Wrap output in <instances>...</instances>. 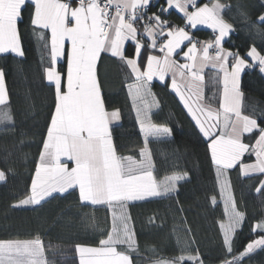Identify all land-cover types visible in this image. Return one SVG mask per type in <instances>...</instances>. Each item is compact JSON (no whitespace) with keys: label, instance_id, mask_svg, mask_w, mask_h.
<instances>
[{"label":"snow or ice","instance_id":"snow-or-ice-1","mask_svg":"<svg viewBox=\"0 0 264 264\" xmlns=\"http://www.w3.org/2000/svg\"><path fill=\"white\" fill-rule=\"evenodd\" d=\"M166 3L169 8L179 9L193 28L197 24H209L218 32L214 41L204 42L198 49L197 44L200 42L193 41L183 27L173 28L155 13L148 17L144 31L139 32L138 24L144 20L151 6L150 0H76L75 6L73 0H0V54L12 53L24 57L21 25L25 29L31 26L33 29L51 30L50 64L43 69V74L49 84L54 85V108L50 113L47 135L31 180L30 194L12 207L40 206L47 198H53L54 193H66L78 187L79 199L83 202L107 204L109 207L115 203L123 208L130 201L168 196L176 192L178 182L187 177L188 174L183 173L166 177L160 182L156 180L153 175L155 165L147 146L148 139L170 136L172 129L152 124L147 115L141 118L139 110L137 120L144 135V147L139 151L140 159L117 155L110 125L120 119V111L117 109L109 112L105 107L97 76V63L102 53H111L112 57L118 58L136 75L137 83L130 86L134 107L137 99L143 101L146 95H150L147 82L154 75L163 80L166 73L173 74L172 88L180 95L199 131L210 139L208 149L217 169L218 180L226 170L237 166L238 162L240 173L244 176L264 174V108L258 112L261 118L259 122L257 118L241 112L244 98L240 87L241 73L246 68H252L253 64L238 51L231 52L222 47V41L233 31V26L223 19L221 11L231 6L222 5L218 0L211 6L204 4L199 7L196 6V0H166ZM190 4L194 11H188ZM261 8H264V3ZM167 11L161 7V14ZM241 14L248 19L246 12ZM151 21L156 22L154 26ZM252 23L264 25V12ZM166 28L167 39L159 49L164 53L163 58L148 54L145 65L144 52L157 47V37L165 36ZM259 31L264 35V29ZM145 35L150 38V44L142 43ZM41 39L47 41L43 34ZM129 39L135 42V58L126 55L124 42ZM65 40L70 41L67 50ZM184 41L191 44L188 51L184 52V57L192 61L190 64H179L171 58ZM47 47L45 43L44 48ZM211 48L215 49L214 55L209 54ZM61 56H66L65 72L56 68ZM246 56L258 62L259 71L264 74V55L257 51L255 45L250 47ZM229 57H232L230 65ZM209 63L223 72V95L219 108L201 105L194 109L189 102L191 97H185L175 76L179 73L187 80L186 72L190 74L187 87L190 92L195 89L193 94L198 101H202L200 85L204 78L200 72ZM142 66L146 68L145 71L140 70ZM5 76V71L0 69V105L8 102ZM260 103L258 101L253 105L254 113ZM148 107L150 105L145 104V108ZM10 120V113L0 109V121ZM245 133L250 134V138L255 137L254 144L243 142ZM248 152L254 153L256 160L251 164H243L241 158ZM61 157L74 162V166L69 168ZM5 180L6 172L0 170V181ZM229 187L230 182L225 179L221 194ZM256 192H264V180L260 181ZM212 201L215 203V197H212ZM226 205L228 219L220 222V229L224 249L231 259H223L222 264H241L244 258L257 249L264 250V219L251 228L258 238L250 240L243 251L236 255L233 249L234 236L245 217L237 211L230 192ZM129 220L126 214L114 217L112 230L107 239L100 241L99 247L77 244L75 250L79 254V264H133L128 253L138 249ZM120 245H127V252L118 251ZM185 259L203 264L198 255L158 258L153 264H183ZM0 264H47L43 242L38 237L24 241L0 240Z\"/></svg>","mask_w":264,"mask_h":264},{"label":"trees","instance_id":"trees-1","mask_svg":"<svg viewBox=\"0 0 264 264\" xmlns=\"http://www.w3.org/2000/svg\"><path fill=\"white\" fill-rule=\"evenodd\" d=\"M206 1L200 0L199 4ZM218 1L231 6L223 9V17L234 27L224 46L242 56H246L253 45L264 53V35L259 31L264 29V25L252 23L264 12L261 8L264 0ZM150 5L144 20L140 21V32H143L148 17L155 13L173 28H188L194 39L214 37V32L209 30L191 29L185 17L168 8L166 0H153ZM161 7L168 11L161 14ZM242 12L247 13L248 19ZM153 23L156 22L151 21ZM21 29L24 57L0 54V69L6 73L8 88V102L0 105V109L8 111L11 116L8 122L0 121V170L6 172V180L0 181V240H32L38 237L43 242L47 264H79L75 246H98L101 240L107 239L114 221L111 207L81 201L78 188L54 193L53 198H47L40 206L12 207L30 194L31 180L54 108V85H50L43 74V69L50 64V32L31 26L25 29L23 25ZM164 31L161 41L167 37L168 29ZM41 34L47 37V41L41 39ZM45 43L47 49L44 48ZM159 49L157 45L155 49L149 48L144 52V64L147 55L160 53ZM125 50L128 57L134 56V43H128ZM97 74L106 109H118L121 114V122L111 129L117 154L140 159L144 135L128 87L136 81L131 69L118 58L103 53ZM204 81L206 102L219 107L223 94L221 72L208 69ZM147 84L157 103L150 114L151 121L172 129L170 136L149 142L155 164L154 174L157 179L175 174L188 175L178 182L177 191L168 196L126 204L138 249L128 254L133 264H152L158 258L197 255L203 264H222L223 259H231L224 249L220 229V222L226 219L222 184L225 179L230 182L236 209L245 217L233 241L234 254L238 255L250 240L258 238L251 228L264 219V192H256L264 174L244 176L238 164L226 170L218 180L208 149L210 141L199 131L169 82L156 80ZM240 87L244 94L242 113L257 118L259 122L258 112L264 108V74L258 65L244 71ZM258 101L261 103L254 113L253 105ZM244 140L251 144L255 137L250 138V134H246ZM252 157L248 154L243 160H251ZM212 197H215V203ZM118 251L127 252V245L118 246ZM183 264H195V261L185 259ZM241 264H264V250L257 249Z\"/></svg>","mask_w":264,"mask_h":264},{"label":"crops","instance_id":"crops-1","mask_svg":"<svg viewBox=\"0 0 264 264\" xmlns=\"http://www.w3.org/2000/svg\"><path fill=\"white\" fill-rule=\"evenodd\" d=\"M152 1H153V0H150V4H151ZM199 1H200V0H196V6H197V7H199V6H203L204 4H208L209 6H211L212 3H216V2H217V0H208V1L204 2V3H202V4H199ZM62 2H66V0H62ZM218 2H219V1H218ZM219 3H220V2H219ZM220 4H221V3H220ZM75 5H76V4H73V6H75ZM168 8H169V6H168ZM172 9H174L177 13H179L180 15H182V16L184 17V14H183L182 12H180L179 9H176L175 7H172ZM194 10H195V9L193 8V6H192L191 4L188 5V11L191 12V11H194ZM221 16L223 17V10L221 11ZM185 19H186V18H185ZM223 19H224L227 23H229L224 17H223ZM186 23H187V21H186ZM229 24H230V23H229ZM152 25L154 26L155 23H153ZM187 25H188L191 29H205V30H209V31L215 33L214 37H212V38L197 40V39H194V38H193V35H192L191 31H190L188 28L183 27V28L185 29V31H187V32L189 33V36L193 38V41H199V42H200V43L197 44V48H198V49L201 47V45H202L204 42H211V41H214L215 36L218 34V32H217V31H214L213 28H212L209 24H197V25L195 26V28H193V27L191 26V24H189V23H187ZM175 28H177V27H175ZM48 31L50 32V38H51V30L48 29ZM143 31H144V30H143ZM139 32H140V30H139ZM233 32H234V27H233V31H231V32L229 33V35H228L227 37H225L224 41H222V47H223L225 50H228V51H231V52H234V51L231 50V49H229V48H227V47H225V46H224V43H225V41L229 38V36H230ZM145 37L147 38L148 41H150V38H149V37H147L146 35H145ZM138 38H139V33H138ZM166 39H167V37H166L163 41H161V37L158 36V37H157V45L160 46V43L163 44V43L166 41ZM128 43H134V44H135V42L132 41L131 39L126 40V41L124 42L125 49H126V46H127ZM50 46H51V44H50ZM189 47H191V44H190L188 41H184V42L181 44L180 48L177 49L176 52H174V53L172 54V57H171V58L174 59V60H176L179 64H186V63H189V64H190V63H192L191 60H189V59H187V58L184 57V52H187ZM69 48H70V41L65 40V49L67 50V49H69ZM142 51H143V50H142ZM257 51L260 52L258 49H257ZM177 53H179V55H177ZM260 53H261V52H260ZM102 54H103V53H102ZM102 54H101V55H102ZM107 54H111V53H107ZM150 54H151V55H155V56H159V57H161V58H163V56H164V53H163V52H160V53H150ZM209 54H210V55H214V54H215V52H212V48L209 49ZM198 55H199V53H198ZM261 55H264V53H261ZM241 56H242V55H241ZM242 57H244L245 59H247V60L249 61L250 64H253V66L258 65V62H253V61L251 60L250 57H247V56H242ZM129 58H135V55L132 56V57H129ZM98 62H99V61H98ZM231 62H232V57H229V65L231 64ZM145 65H146V64H145ZM66 66H67L66 56H61V57H59L58 60H57V63H56V68H57V70H58V71H61V72H65V71H66ZM97 67H98V63H97ZM208 69H214V70H218V71H220V72H221V75H222V84H223V72H222L219 68H214V67H212L211 63H209L207 66H205V67L202 69V71L200 72V74L203 76V78H204V74H205V72H206ZM246 69H248V68H246ZM246 69H245V70H246ZM140 70H141V71H145L146 68L144 67L143 69L141 68ZM229 70H230V67H229ZM245 70H244V71H245ZM243 73H244V72L241 73V77H242V74H243ZM133 75H134L136 81H134L133 83H131V84L128 86V87H129V91H130V86H134V85L137 83V77H136V75H135L134 73H133ZM97 76H98V74H97ZM186 77H187V80H190V79H191L190 74H188L187 72H186ZM175 79H176L177 85L180 87V89H181V91L184 93L185 97H186V98H187V97H191V99H190L189 102L192 104V106H193L194 109H196L197 107H200L201 105H210L209 103L206 102L205 97H204V87H205V81H204V79H203V81L201 82V85H200V87H201V89H202V95H203V100H202V101H198V100H197V97L193 94V92L195 91V89H193L191 92L189 91V89H188V87H187V80H186L185 78H182V77L179 75V73L176 74ZM156 80L161 81V82H166V81H168L169 84H170V88H171V90L176 94V96L178 97V99L180 100V102L182 103V105L184 106V102L180 99V95L177 94V92L175 91V89L172 88L173 74H172L171 72L166 73V74H165V77H164L163 80H161L160 77H159L158 75H154V76L152 77V79H151L150 81H148V82H153V81H156ZM148 82H147V83H148ZM240 85H241V78H240ZM148 89H149V87H148ZM149 91H150V95H146L143 101H140L139 99H137V100L135 101V107H136V112H138V110L140 111L141 118H143L145 115H147L148 118H149V120H150V122H151L150 114H151V112L153 111V109L156 108L157 103H156V100H155L154 96L152 95L150 89H149ZM133 92H134V89H133ZM222 95H223V94H222ZM131 96H132V99H133V95H132V94H131ZM133 100H134V99H133ZM242 103H243V100H242ZM145 104L150 105V107L145 108ZM210 106H211L212 108H214V109L219 108V107H215V106H212V105H210ZM184 108L186 109V111L188 112V114L190 115V117L193 119V117H192L191 113H189L188 109H187L185 106H184ZM106 110L109 111V112H111V111H113V110H117V109H106ZM241 112H242V104H241ZM198 114H199V113H198ZM242 114H243V113H242ZM243 115H245V114H243ZM203 118H204L203 115H201V119H203ZM233 118H234V116H233ZM193 121L195 122L194 119H193ZM120 122H121V114H120V119H119L118 121L113 122V123L110 125V128L112 129V127H114L115 125H118ZM151 123H152V124H155V125H160V124H156V123H153V122H151ZM195 124H196V122H195ZM161 126H164V125H161ZM197 127H198V126H197ZM246 134H248V133H245L244 136H245ZM244 136L242 137L243 142L246 143V144H250V143H247V142L244 140ZM205 138L208 139V140L210 141L209 138H207V137H205ZM152 139H154V138L149 137L148 142H149L150 140H152ZM254 143H255V141H254L253 143H251L250 145H252V144H254ZM147 146H148V149L150 150L149 145H147ZM150 152H151V151H150ZM248 154H252V155H253L252 159H251V160L244 161V160H243L244 157H245L246 155H248ZM117 155H118V154H117ZM151 155H152V153H151ZM118 156H119V155H118ZM133 159H134V158H133ZM61 160L64 161V162H66L69 168H71V167L74 166V162H72V161H68L66 157H61ZM135 160H139V159H135ZM152 160H153V163H154L153 156H152ZM255 160H256L255 154L252 153V152L245 153L244 156L241 158V162H242L243 164H251V163L255 162ZM239 163H240V162H238V164H239ZM238 164H237V165H238ZM154 165H155V164H154ZM154 170H155V168H154ZM153 175L155 176L154 171H153ZM155 178H156V176H155ZM164 179H165V178H162V179H157V178H156V180H157L158 182L163 181ZM76 188H78V187H76ZM69 190H70V189H69ZM130 202H134V201H130ZM130 202H128V203H130ZM85 203H91V202H85ZM111 211H112L113 220H114V217H119V216H121V215H123V214H126V215H127L126 205H125L123 208H121V206H120L119 204H115V203H114V204L111 206ZM117 223H118V221H117ZM99 246H100V245H98V246H89V247H99ZM79 259H80V258H79ZM152 264H153V263H152Z\"/></svg>","mask_w":264,"mask_h":264},{"label":"rangeland","instance_id":"rangeland-1","mask_svg":"<svg viewBox=\"0 0 264 264\" xmlns=\"http://www.w3.org/2000/svg\"><path fill=\"white\" fill-rule=\"evenodd\" d=\"M145 38V37H144ZM146 39V38H145ZM147 40V39H146ZM143 43V42H142ZM212 52H214V51H212ZM152 122V121H151ZM154 123V122H153ZM150 142V141H149ZM149 142H148V145H149ZM228 192H230L231 193V195H232V192H231V189H230V187L227 189V190H225V192H224V195H225V199L227 198V195H228ZM233 197V196H232ZM227 206V205H226ZM227 219H228V216H227V214H226V219H225V222L227 221ZM128 223H129V226H130V222L128 221ZM21 241H24V240H21ZM45 252V251H44ZM45 258H46V256H45ZM185 258H187V257H185ZM47 260V259H46Z\"/></svg>","mask_w":264,"mask_h":264},{"label":"built area","instance_id":"built-area-1","mask_svg":"<svg viewBox=\"0 0 264 264\" xmlns=\"http://www.w3.org/2000/svg\"><path fill=\"white\" fill-rule=\"evenodd\" d=\"M66 2H67V0H66ZM73 4H76V0H73ZM112 10L114 11L115 9L113 8ZM147 22H148V19H147ZM139 24H140V22H139ZM139 24H138V28H139ZM213 35H215V33ZM142 42L145 44H150V42H148L145 38L142 40ZM212 51L215 52V49L212 48Z\"/></svg>","mask_w":264,"mask_h":264}]
</instances>
